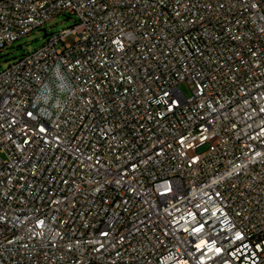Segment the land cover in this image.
<instances>
[{"label":"built area","instance_id":"built-area-1","mask_svg":"<svg viewBox=\"0 0 264 264\" xmlns=\"http://www.w3.org/2000/svg\"><path fill=\"white\" fill-rule=\"evenodd\" d=\"M66 11L0 70V264H264V0H0V52Z\"/></svg>","mask_w":264,"mask_h":264},{"label":"rangeland","instance_id":"rangeland-1","mask_svg":"<svg viewBox=\"0 0 264 264\" xmlns=\"http://www.w3.org/2000/svg\"><path fill=\"white\" fill-rule=\"evenodd\" d=\"M75 20L76 17L74 14H70L67 11L63 12L62 14L51 18L43 26L39 27L38 29H34L29 34L20 37L11 45L3 48L0 52V70L11 64L15 58L32 52L34 49L40 47L46 41L48 35L71 27L75 23ZM72 40L73 36L69 35L66 38V43H70ZM179 88L183 94L188 97L191 93L192 85L187 82H182L179 84ZM204 149L205 147H202L198 152Z\"/></svg>","mask_w":264,"mask_h":264},{"label":"clouds","instance_id":"clouds-1","mask_svg":"<svg viewBox=\"0 0 264 264\" xmlns=\"http://www.w3.org/2000/svg\"><path fill=\"white\" fill-rule=\"evenodd\" d=\"M54 76L56 80V86L60 94L65 96H70L74 91L73 84L69 82L68 77L64 71L57 67L54 69ZM53 100L51 87L44 88L41 92L37 93L35 97V102L38 106H47ZM61 102V106H62Z\"/></svg>","mask_w":264,"mask_h":264}]
</instances>
